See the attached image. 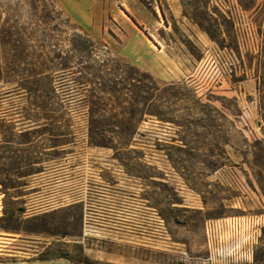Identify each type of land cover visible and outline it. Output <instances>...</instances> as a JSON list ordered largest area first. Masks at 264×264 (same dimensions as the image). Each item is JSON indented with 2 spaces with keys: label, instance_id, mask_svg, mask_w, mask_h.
I'll list each match as a JSON object with an SVG mask.
<instances>
[{
  "label": "rangeland",
  "instance_id": "obj_1",
  "mask_svg": "<svg viewBox=\"0 0 264 264\" xmlns=\"http://www.w3.org/2000/svg\"><path fill=\"white\" fill-rule=\"evenodd\" d=\"M55 2L105 48L67 52L72 32L29 28L23 36L47 68L57 54L66 65L50 72L53 91L39 95L63 104L52 121L61 126L58 140L73 142L49 148V136L17 138L14 129V176L1 177L14 188L0 191V264H264V38L253 14L236 0H210L217 9L213 20L201 19L206 34L183 17L179 0ZM0 7L14 27L37 15L29 0ZM100 59L110 68L100 71ZM97 76L145 85L150 78L160 88L161 120L139 105L144 121L131 146L87 143L92 116L104 118L109 137V118L129 112L83 106ZM8 88L0 82V113L22 104L23 94H3ZM181 141L188 152L172 151L173 169L166 154ZM33 153L42 154L36 166Z\"/></svg>",
  "mask_w": 264,
  "mask_h": 264
},
{
  "label": "trees",
  "instance_id": "obj_2",
  "mask_svg": "<svg viewBox=\"0 0 264 264\" xmlns=\"http://www.w3.org/2000/svg\"><path fill=\"white\" fill-rule=\"evenodd\" d=\"M29 2L31 11L37 13V15L33 14V21L28 22L24 27H14L7 19H2L3 12L0 10V82L9 87L2 92H4L3 94L11 92L23 94L20 106H17L15 110L11 108L8 112L0 113V149H3L5 153V156L0 157V161H3L0 165L1 193L14 188V186H5L3 180H1V177L7 180L10 179L9 177L14 176V152L11 151V147L14 145V129L18 128L16 129L17 138L35 134L49 136L45 140L49 148L73 142V140H58V132L61 126L54 124L52 121L54 118L53 113L63 111V104L39 95L46 90L53 91V81H50V72L61 70L66 65L57 54L55 58L58 61L55 66L47 68V57L42 50L39 49L38 53L33 51L35 54L32 51H27L26 42L30 41V39L23 37L25 32L29 28L39 32H72L70 36L71 42L67 45L70 50H67V52L86 54L98 46L105 48L102 44L95 47L88 34L70 22L55 0H29ZM179 2L183 17L196 25L202 32L208 34V30L203 26L201 19L207 22V20H213V16L216 15L215 11L217 8L210 6V0H206L201 5L189 0H179ZM236 4L242 12L253 14V22L257 27V34L264 38V0H236ZM219 14L225 19L224 13L220 11ZM39 47L42 48L41 45ZM109 62L110 60L108 59H100L98 61V69L100 71L109 69L110 67H107ZM78 79L80 81L78 84L80 85L87 83L85 78ZM148 79L149 83L145 85L135 78L124 79L119 78V76H111V78L97 76L95 78L97 82L93 83L94 88L90 91L93 97L83 101V106L91 113L105 111L107 107L111 106H113L111 108L113 111L114 109H119L122 111L128 110L129 112L120 118H109V125L112 126L109 127L112 129L108 131L110 133L109 137L102 136L107 132L103 130L100 123L104 118L102 116H92L88 124V145L107 147L114 150L131 146L134 143V136L144 121L145 114L137 116L135 113L139 105H146L147 110L150 111L147 115L161 120L154 105L156 103H154V98L157 97L160 88L153 80ZM172 87L169 86L168 89L172 90ZM39 88L43 90L41 91ZM101 96L103 99L107 97L106 101H110L112 105L105 103V99L103 101ZM139 99H142V101ZM150 101H152L151 104H149ZM14 114L18 115L21 120L14 121ZM169 123L173 124L172 121H169ZM96 130L99 133H95ZM24 143L31 144L32 142L18 141L15 144L23 145ZM181 145H172L168 148L169 152H167L166 158L173 169L176 168V160L172 156V151L175 154H186L188 152L183 141H181ZM33 154L32 165L36 166L41 163L42 154ZM40 172L39 168H35L33 174ZM178 173L184 178L185 182H189V178L185 173ZM39 260L43 261L42 259Z\"/></svg>",
  "mask_w": 264,
  "mask_h": 264
},
{
  "label": "crops",
  "instance_id": "obj_3",
  "mask_svg": "<svg viewBox=\"0 0 264 264\" xmlns=\"http://www.w3.org/2000/svg\"><path fill=\"white\" fill-rule=\"evenodd\" d=\"M193 209H199V207H192Z\"/></svg>",
  "mask_w": 264,
  "mask_h": 264
}]
</instances>
